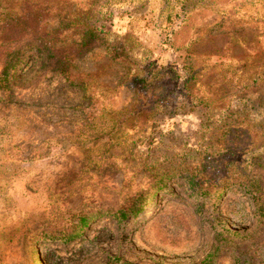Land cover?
Returning a JSON list of instances; mask_svg holds the SVG:
<instances>
[{
	"label": "rangeland",
	"instance_id": "1",
	"mask_svg": "<svg viewBox=\"0 0 264 264\" xmlns=\"http://www.w3.org/2000/svg\"><path fill=\"white\" fill-rule=\"evenodd\" d=\"M34 1L51 49L0 30L35 45L0 55V264H264V0Z\"/></svg>",
	"mask_w": 264,
	"mask_h": 264
},
{
	"label": "trees",
	"instance_id": "2",
	"mask_svg": "<svg viewBox=\"0 0 264 264\" xmlns=\"http://www.w3.org/2000/svg\"><path fill=\"white\" fill-rule=\"evenodd\" d=\"M35 5H36V2L34 0H0V10L3 12V14L5 16H7L5 18L0 19V25H1L0 30L3 32L2 26H6L8 24V22H10L12 20L13 21L15 20V22L17 24L27 21L28 24L34 28L33 35L37 36L41 39V44L38 46H40L41 48L43 46H45L46 48L51 49L49 44L46 43L45 40L43 39L44 34L42 32L44 29H43V25L41 24V21L38 18L39 16H37V17L34 16L36 10H38L37 8H35ZM25 6H30V7L28 8L29 10H27L28 12H26V14L24 15L25 18H23V16L21 15V13H23V12H21V10ZM16 10H18V12H14ZM9 14H10V16H8ZM37 39L38 38H33V42L35 44L38 43ZM6 46L7 47H5V50L0 51V55L5 57L6 61L10 63V62L14 61V56H15V58L20 56L21 54H23V52H27L29 47H33L35 45L34 44L28 45V44H24L21 42H17V44L14 46H8V45H6ZM1 49H4V48H1ZM9 66H10V64H9ZM1 79H2V77H1ZM60 237L64 238L66 236L62 235Z\"/></svg>",
	"mask_w": 264,
	"mask_h": 264
},
{
	"label": "bare ground",
	"instance_id": "3",
	"mask_svg": "<svg viewBox=\"0 0 264 264\" xmlns=\"http://www.w3.org/2000/svg\"><path fill=\"white\" fill-rule=\"evenodd\" d=\"M143 213V212H142ZM39 257V256H38Z\"/></svg>",
	"mask_w": 264,
	"mask_h": 264
}]
</instances>
